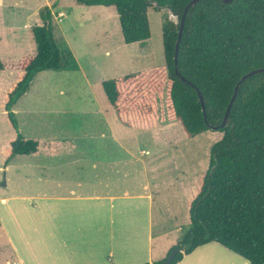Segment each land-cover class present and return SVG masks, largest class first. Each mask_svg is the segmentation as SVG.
Returning a JSON list of instances; mask_svg holds the SVG:
<instances>
[{
    "label": "trees",
    "instance_id": "1",
    "mask_svg": "<svg viewBox=\"0 0 264 264\" xmlns=\"http://www.w3.org/2000/svg\"><path fill=\"white\" fill-rule=\"evenodd\" d=\"M76 1L114 6L127 44L150 38L149 9L168 8L178 18L175 22L166 17L163 22V65L102 82L123 124L150 129L166 120H179L189 136L208 130L223 133L211 146L208 169L190 205L189 226L168 254L179 246L185 251L178 252L171 264L211 242L242 256L247 264H264V71L241 83L228 123L222 126L238 82L249 71L264 67V0H200L192 5L177 63L176 42L191 0ZM51 16L49 6L40 11L43 23L31 27L37 53L5 96L7 118L16 131L5 165L17 154L39 149L37 140L20 132L14 104L37 73L67 66V54L63 55L53 36ZM5 69L0 57V70Z\"/></svg>",
    "mask_w": 264,
    "mask_h": 264
},
{
    "label": "rangeland",
    "instance_id": "2",
    "mask_svg": "<svg viewBox=\"0 0 264 264\" xmlns=\"http://www.w3.org/2000/svg\"><path fill=\"white\" fill-rule=\"evenodd\" d=\"M6 1L10 4L15 2ZM35 1L37 0H26V5L33 8ZM39 2L45 5L40 11L47 5L52 11L53 36L63 55L67 54V66L60 70H44L37 73L29 90L18 99V113L14 112L21 133L42 138L54 137L65 143L56 145L60 152L55 156L45 155L48 146L43 147V154L39 158L33 155H15L9 160L10 170L5 172V160L10 147L8 142L16 135L5 111L6 93L18 82V70L12 65L15 63L19 66L18 69L20 66L22 68L27 60L33 57V53L16 57L7 52L2 53L0 56L8 68L0 71V203L8 199L9 203H15L10 205L16 207V199H44L45 188L34 180V174L49 177L50 184L51 180L60 181L63 172L70 173V170L84 166V180H91L93 157L86 156L83 161L77 162L80 155L77 156L76 152L72 151L81 149L87 153L109 148L110 152L106 158L108 166L115 164L116 169L122 172V177L130 173L133 175L132 184L127 183L133 193H145L149 190L154 192V250L158 259L161 249L170 246L181 236L175 227L183 221L182 216L186 214L182 203L198 194L209 166L211 146L222 138L223 133L208 130L196 136H189L179 120H166L150 129L126 126L120 122L108 101L102 82L163 65V22L166 17L175 22L178 18L168 8L149 9L150 38L127 44L123 40L119 16L114 6H87L76 0ZM59 12H64L65 16L59 17ZM3 18L6 20L12 17L7 13ZM18 20V32H26L35 52L36 44L31 28H23L21 25L26 19ZM28 20L31 26L37 24L33 18ZM5 34L8 35L7 32ZM0 38H3L2 43H10L4 33H0ZM127 147L133 150L132 157L127 154ZM146 150L150 152L146 153ZM154 165L158 168H171L167 174L175 178L170 184L154 188L151 184L154 182L151 178ZM185 176L188 177L187 180L183 179ZM181 180L184 185H180ZM127 181L130 179L127 178ZM85 188L91 191V188ZM55 190L59 191L60 186ZM141 201L144 205L145 199ZM177 207L179 211L181 209L178 216L174 211ZM1 214H5L3 209ZM188 226L189 224L184 225L181 234ZM221 251L222 249L214 254H200L194 264H205L210 256L208 264H247L242 256L235 253L233 259L229 257V260H220L221 256H225Z\"/></svg>",
    "mask_w": 264,
    "mask_h": 264
},
{
    "label": "crops",
    "instance_id": "3",
    "mask_svg": "<svg viewBox=\"0 0 264 264\" xmlns=\"http://www.w3.org/2000/svg\"><path fill=\"white\" fill-rule=\"evenodd\" d=\"M14 1L10 4L6 0H0V33H4L10 40V43H2L3 38H0V55L7 52L16 57L33 53L34 57L37 48L34 52V45L27 38L26 32L22 34L18 32L17 28L19 29L20 25L17 21L20 18L26 19L21 25L28 29L32 27L28 19L33 18L37 24H41L39 11L45 5L37 0L34 2L35 6L31 8L26 5V0ZM7 13L12 18L4 20L3 15ZM12 67L18 70L16 75L19 80L23 66L18 69L19 66L14 63ZM15 104L13 110L17 114L18 101ZM22 134L27 139L34 138L39 142L38 151L29 154L37 158L43 154L44 146H48L45 155L55 156L60 152L56 145L65 143L54 137L30 136L24 132ZM108 150L109 148L96 149L87 153L81 149L72 151L76 152L77 156L80 155L77 162L83 161L86 156L93 157L91 165L93 177L87 182L84 180L85 175L82 174L84 166H79L81 169L77 167L76 170H70V173L63 172L60 181L51 180L50 184L49 177L34 174L32 175L34 180L45 188L44 199H16V207L10 205L15 203H9L8 199L0 203V264H148L166 257L169 250L180 240L184 225L190 223V205L194 198L190 200L184 198L186 200L182 203L186 214L181 215L183 221L175 227L181 236L170 246L163 247L159 253L160 258L157 259L154 250L156 239L154 192L149 190L145 193L141 191L133 193L127 186L128 182L132 184L133 175L130 173L122 177L120 176L122 172L116 169L115 164L108 166L109 162L106 159L110 152ZM149 152L146 150V153ZM127 154L132 157L134 152L127 147ZM10 167L9 162L4 166L5 172H8ZM170 169L154 165L151 171L154 182L151 184L155 189L172 182L175 177L168 176L167 172ZM127 178L130 181H127ZM187 178L183 177L184 180ZM122 179L124 180L121 181ZM179 182L180 185H184L182 180ZM6 184L5 181L4 185ZM85 184L91 191L85 188ZM55 186L57 188L60 186V190H55L57 189ZM83 186L84 189H81ZM142 199H145L144 205ZM1 209L5 212L4 216ZM174 211L176 216L181 214L178 207ZM183 222L185 224H182ZM221 249L225 256H221L220 260L234 258L233 251L219 243L211 242L185 255L177 264H194L198 255L206 252L214 254ZM210 260L211 256L205 264Z\"/></svg>",
    "mask_w": 264,
    "mask_h": 264
},
{
    "label": "water",
    "instance_id": "4",
    "mask_svg": "<svg viewBox=\"0 0 264 264\" xmlns=\"http://www.w3.org/2000/svg\"><path fill=\"white\" fill-rule=\"evenodd\" d=\"M198 1L200 0H191L190 3L186 6L185 8V11H184V14L182 16V20H181V26H180V30H179V36H178V39H177V42H176V53H175V62L177 63L178 61V53H179V46H180V41H181V38H182V33H183V28H184V22H185V19H186V15L190 9V7L192 5H195ZM225 2H231L232 0H224ZM177 73H178V69H176ZM264 71V67H261V68H257V69H254V70H251L249 71L248 73L244 74L243 77L241 78V80L238 82L237 86H236V90H235V94L229 104V107L227 109V112L224 116V120L222 122V126H225L227 125L228 123V115H229V112L231 110V107L233 105V102L235 100V97L237 95V90L239 88V86L241 85V83L249 76L257 73V72H262ZM200 94V98H201V101H202V104H203V111L204 113L206 114V108H205V103H204V98L201 94V92H199ZM185 251V248L184 246H179V247H176V248H173L171 250V252L166 256V258H164L161 262L159 263H154V264H171V262L173 261L174 257L176 256V254L178 252H184ZM149 264H153V263H149Z\"/></svg>",
    "mask_w": 264,
    "mask_h": 264
},
{
    "label": "built area",
    "instance_id": "5",
    "mask_svg": "<svg viewBox=\"0 0 264 264\" xmlns=\"http://www.w3.org/2000/svg\"><path fill=\"white\" fill-rule=\"evenodd\" d=\"M59 16H60V17H63V16H64V12H60V13H59Z\"/></svg>",
    "mask_w": 264,
    "mask_h": 264
}]
</instances>
